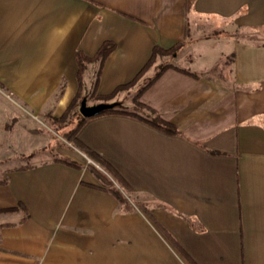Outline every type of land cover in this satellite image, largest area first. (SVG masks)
<instances>
[{"label": "crops", "instance_id": "1", "mask_svg": "<svg viewBox=\"0 0 264 264\" xmlns=\"http://www.w3.org/2000/svg\"><path fill=\"white\" fill-rule=\"evenodd\" d=\"M202 28L215 36L199 37ZM178 41L172 60L157 56L144 76L163 60L175 67L141 95L177 133L108 113L77 134L130 200L115 198L82 152L55 149L76 168L54 161L50 139L18 137L24 155L0 170V264H264V0H0V123L48 113L53 97L69 103L78 51L114 44L83 74L85 83L92 71L93 87L99 67L95 92L108 94L154 46ZM33 151L38 159L22 162Z\"/></svg>", "mask_w": 264, "mask_h": 264}, {"label": "trees", "instance_id": "2", "mask_svg": "<svg viewBox=\"0 0 264 264\" xmlns=\"http://www.w3.org/2000/svg\"><path fill=\"white\" fill-rule=\"evenodd\" d=\"M181 45H182V41H178L173 46L166 49L161 48L159 46H154L150 58L145 63V65L140 69V71L135 75V77L127 83L118 85L117 87H115V89L112 92L108 94H97L95 92V87L97 84V78L100 70L99 67L102 66L106 56L114 48V44L112 42L103 43L98 48L96 53L92 56H86L82 52L78 51L75 55V60L77 62L78 68L76 72L77 91L74 97L71 99V101L68 103L64 111L59 116L57 117L53 116L49 112L44 114V116L46 117L49 123V126L53 127L52 129L54 130L55 133L59 131V129H62V131L58 135L64 140V143L65 142L68 143L73 149L82 152L91 160V162H88L86 166L92 171H94L102 179V181L106 185V189L121 202L128 201L129 199L128 194L132 192L130 186L122 179V177L116 172V170L107 160H105L98 153L87 147L82 141L78 139L77 137L78 131L82 127L84 122L91 117H95L102 114H108V113H122V114H128L134 117L141 118L150 125L158 129H161L167 133H177V129L172 123L167 121L155 109H153L151 106L147 105L141 100V95L144 92V90H146L166 69L175 66L168 62L160 64L156 68L153 76L149 78L147 81H145L140 87H137L136 92L133 94L132 102L134 108L147 110L150 113L149 118H143L135 111L122 109L119 104H117L116 106L110 109L103 110L98 114L89 117H83L78 110L80 101L83 97H86V100L91 102L114 101L118 92L131 88L139 80V78L148 70V68H150L154 64L157 56L169 55L170 57H172L174 53L177 52V50L180 48ZM89 63H98L99 67L97 71V78H95L93 84L92 92L88 96H86V94L84 93L85 90L83 83V74L86 66ZM180 70L187 74H190V72L185 69L180 68ZM61 91H62V85L59 87L57 96L61 93ZM35 153L36 152H32L30 153L29 156H33ZM54 161L61 162L76 168L81 167L80 164L63 156H55ZM26 167H30V166H25L23 168ZM6 182H7V177L0 179V184H5ZM123 192H127V195H124ZM136 204L149 215L148 210L140 202H136ZM22 207L23 205L19 203L17 207L5 209V211L10 212L16 210L17 208H22ZM3 225H7V223Z\"/></svg>", "mask_w": 264, "mask_h": 264}, {"label": "rangeland", "instance_id": "3", "mask_svg": "<svg viewBox=\"0 0 264 264\" xmlns=\"http://www.w3.org/2000/svg\"><path fill=\"white\" fill-rule=\"evenodd\" d=\"M200 21H198V23H200ZM202 21L205 22L204 20H202ZM192 25H193L192 20L189 19V26L191 27ZM207 33H209V35H211V36H215V31L213 30V28H209V29L202 28V29L197 30V35L199 37H204ZM192 48H194V50H195L196 47L193 46ZM195 54H196V51H192V56ZM168 59L172 60V58L170 56ZM162 63H165L164 60L160 64H162ZM159 65H157V67ZM217 65H218V70H220V69L222 70L223 68L226 70V68H227V64L225 62V59L221 60L219 62V64L217 63ZM91 73H92V71L88 70V72L84 78L85 83L83 82L84 83V90H85L84 93L86 94V96H88L92 92V88H93L92 84L90 85ZM144 75H145V73L139 78V80L131 88H128L124 91L118 92V94L116 95L115 101L118 102V104L120 105V107L122 109H127L130 111H135V112L147 114V112H148L147 110L135 109L133 102H132V96L136 92L137 87H140L145 81L148 80V78L145 77ZM88 85L91 87H88ZM51 100H52L50 102L51 107L49 106L51 109L48 112L51 113L52 115H60L62 110H63L62 108L68 105V102H67L64 105L59 106L57 101H56L58 99L57 98L55 99V97H53ZM89 102H91V101H87V104H89ZM93 103H96V102H93ZM91 104H92V102H91ZM13 113L15 114V115H13L14 116L13 120L9 119L7 122H1L0 123V170L3 166H6V165L10 166L12 164H16V162H18L20 156L24 155L22 153L20 156L18 155L19 151L22 150L19 147L20 144H19L18 137L22 136V135L27 134L26 137H31L34 140H40L39 142H41V143H43V142L45 143L46 140L50 139V141H48V144L45 147H47L49 149V151L53 152L55 156H58V154L55 152V149L58 146L68 147V148L73 149L68 143H66V142L64 143V140L58 135L62 131V129H59V131H57L55 133L54 130L52 129L53 127L49 126V123H48L46 117L44 116V113H39L37 115H33V114L29 115L28 114V116H26V117H24L20 113L18 114L17 112H13ZM149 115H150V113H149ZM54 129H55V127H54ZM29 133H31V134H29ZM32 133H34V134L44 133V134L43 135H32ZM33 152H36V151H33ZM13 153L15 156H12L10 159H8L7 163H4L3 161H1L2 159H4L5 156H8L9 154H13ZM41 155H43V154H39V156H41ZM37 159H38L37 157L32 158V156H28L26 158H22V162H31V161H36ZM3 176L4 175H2V177ZM123 193H124V195H127V192H123ZM129 196H130L129 197V200H130L132 198V196L131 195H129Z\"/></svg>", "mask_w": 264, "mask_h": 264}, {"label": "water", "instance_id": "4", "mask_svg": "<svg viewBox=\"0 0 264 264\" xmlns=\"http://www.w3.org/2000/svg\"><path fill=\"white\" fill-rule=\"evenodd\" d=\"M118 104L117 101H110V102H96L92 104H87L86 97H83L80 101L79 105V112L83 117H89L99 112L110 109Z\"/></svg>", "mask_w": 264, "mask_h": 264}]
</instances>
